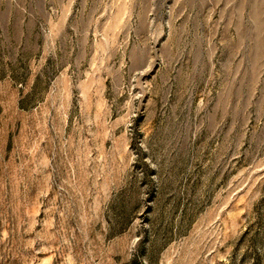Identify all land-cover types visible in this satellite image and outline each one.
I'll list each match as a JSON object with an SVG mask.
<instances>
[{
  "label": "rangeland",
  "instance_id": "374dc122",
  "mask_svg": "<svg viewBox=\"0 0 264 264\" xmlns=\"http://www.w3.org/2000/svg\"><path fill=\"white\" fill-rule=\"evenodd\" d=\"M0 264H264V0H0Z\"/></svg>",
  "mask_w": 264,
  "mask_h": 264
}]
</instances>
